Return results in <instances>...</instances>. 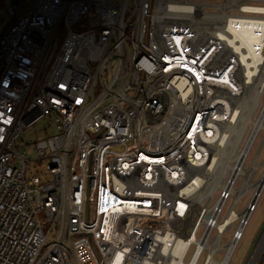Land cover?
<instances>
[{
	"label": "built area",
	"instance_id": "built-area-1",
	"mask_svg": "<svg viewBox=\"0 0 264 264\" xmlns=\"http://www.w3.org/2000/svg\"><path fill=\"white\" fill-rule=\"evenodd\" d=\"M260 6L264 0H33L24 12L5 0L0 264H231L259 198L241 211L235 200L223 217L232 192L218 187L216 199L217 189L195 202L183 192L203 188L204 166L240 110L249 76L251 84L263 78ZM46 117L56 132L36 143L37 157L25 155L20 137ZM233 206L245 214L219 233ZM207 222L210 241L220 234L223 247L196 256L194 242L179 256L188 224L202 237ZM245 264H264V233Z\"/></svg>",
	"mask_w": 264,
	"mask_h": 264
},
{
	"label": "bare ground",
	"instance_id": "bare-ground-1",
	"mask_svg": "<svg viewBox=\"0 0 264 264\" xmlns=\"http://www.w3.org/2000/svg\"><path fill=\"white\" fill-rule=\"evenodd\" d=\"M259 10H264V6H260ZM263 24L264 22H262V25ZM263 46L264 42L262 41L261 47L263 48ZM249 66L250 65L248 64L246 71L248 75H252L253 68H250ZM257 70H259V73L263 74L264 64L262 66L259 65V67H257ZM250 82H254V77L249 76L246 82V92L242 95V97L240 98V102H238L237 105L240 110H237L230 115L232 117V120H228L225 127L227 131H229L227 136H224L220 143L216 144V146L213 148L212 155L209 157V160L204 166L203 188L198 191L197 194L193 195L192 193L196 192V189L192 186H188L183 192V194L188 195L193 202L200 200L202 197H210L218 187L232 192L235 195L236 200L243 195L242 191L247 188L251 189V187H254L256 193L255 195H253V199L256 200L259 198L258 193L264 186V174L259 180L255 182L251 181L250 176L253 172V169L259 167L261 163L254 159L251 166L252 170L250 171L246 168V160L248 153L250 152L253 145L255 136L259 133L260 129H264V103L263 108L260 110V113L258 115L259 117H253L256 108L260 104V96L262 92H264V75L258 83L251 84ZM253 90L254 94H251ZM248 122H252L254 124L253 133L247 145L243 146L241 150H238V146L240 145L244 137L242 135L245 134V131L247 130ZM228 173H231V176L228 181H224V177ZM240 175H244V178L245 175H247V179L243 184V188L237 189L236 181ZM201 181L202 180L197 179L196 184L200 185L202 183ZM224 203V198L219 201L217 200L213 207H211V210L213 209L215 211L214 213H218L219 209L222 205H224ZM245 212L246 211H243L242 213L237 212V210L233 206L227 215V221L218 225L219 233L223 230L226 224H231L237 218L244 215ZM215 217L216 216H214V218ZM202 220H204V218ZM207 224L208 226L202 237H199L197 235V230H194V226H192V224H188V227L191 228V231L187 237L178 240L175 246V252H177L179 256H183L190 243L194 242L197 245L196 256H198L204 248H208L212 252L223 247V245L219 242L220 234L216 235L215 238L210 241L212 225L208 222Z\"/></svg>",
	"mask_w": 264,
	"mask_h": 264
},
{
	"label": "rangeland",
	"instance_id": "rangeland-1",
	"mask_svg": "<svg viewBox=\"0 0 264 264\" xmlns=\"http://www.w3.org/2000/svg\"><path fill=\"white\" fill-rule=\"evenodd\" d=\"M8 2H10L11 4H13L14 6H17L18 4L16 2H13L12 0H7ZM33 0H19V2H25L26 4H30ZM2 17H4V10H0V34L1 32L5 29L6 27V22H4L2 20ZM262 102L264 100V94L261 97ZM261 109V107H260ZM259 109V111H260ZM259 111H257L255 113V116L253 115L254 118H256L259 115ZM248 127L247 130L245 131L246 135L243 134L242 136H246L244 142L246 141V139L248 138L251 129L253 127V123L248 122L247 123ZM249 129V130H248ZM56 132V129L54 127V125L52 124L50 118L46 117L42 120H39L38 122H36L34 125L30 126L26 131L25 134L22 135L18 141L17 144V148L22 151L25 155H29L33 158L37 157V150H36V143L42 139H44L45 137L54 134ZM24 139L26 141V143H24ZM243 142V143H244ZM254 159H256L258 162H260V166L253 169V172L251 173V181L255 182L257 180H259L263 174H264V129H261V131L259 132V134L257 135V137L255 138V141L253 143V146L251 148V151L249 152L248 156H247V160H246V168L248 170H252V162L254 161ZM42 170V169H41ZM45 173L46 171L43 170ZM231 173H228L225 177H224V181H228V179L230 178ZM249 178V181H250ZM44 180H46L47 178H43ZM247 179V175H240L237 179V183H236V188L237 189H242L243 188V184ZM243 192V195L237 199L236 202V209L238 211L243 210L244 207H246L248 205V203H250V201L252 200V197L255 193V189L254 187L247 188L245 189ZM221 193V189L217 188V192L215 193L214 199H216L218 197V195ZM239 193V192H238ZM236 200V197L234 194H232L224 207V211H223V217L227 214L228 210L230 209L231 205L234 204V201ZM264 219V186H263V190L261 192V195L259 197L258 203H257V207L256 209L252 212L250 219L248 221L247 226L245 227V230L243 232V236L242 238L239 240L237 248L235 250V253L232 257V263L231 264H242L247 253L249 252L251 246H252V242L263 222ZM240 223V219L238 221H236L235 223H233V225L227 230V232L223 235L222 237V242L226 243L228 242L234 231L238 228ZM204 226H201L200 230H199V234H201L202 230H203ZM217 233L216 230H214L213 235H215ZM192 252H189L188 256H190ZM223 252L218 253L215 255L216 259H221L223 257Z\"/></svg>",
	"mask_w": 264,
	"mask_h": 264
},
{
	"label": "water",
	"instance_id": "water-1",
	"mask_svg": "<svg viewBox=\"0 0 264 264\" xmlns=\"http://www.w3.org/2000/svg\"><path fill=\"white\" fill-rule=\"evenodd\" d=\"M12 1L16 2V3L19 2V0H12ZM262 190H263V187H262ZM262 190L259 191L258 194H261ZM263 233H264V219H263V222H262V224H261V226H260V228H259V230H258L253 242H252V246H251L249 252L247 253V255H246V257H245V259L243 261V264L246 263V261L248 260V258L252 254L253 250L255 249L256 245L258 244L259 240L261 239Z\"/></svg>",
	"mask_w": 264,
	"mask_h": 264
},
{
	"label": "trees",
	"instance_id": "trees-1",
	"mask_svg": "<svg viewBox=\"0 0 264 264\" xmlns=\"http://www.w3.org/2000/svg\"><path fill=\"white\" fill-rule=\"evenodd\" d=\"M31 3L26 4L25 2H17L19 8L22 9L24 12L30 8ZM4 9H5V0H0V10H4Z\"/></svg>",
	"mask_w": 264,
	"mask_h": 264
}]
</instances>
